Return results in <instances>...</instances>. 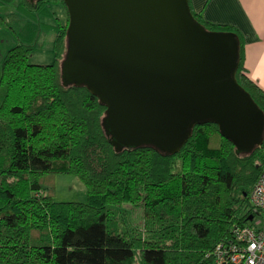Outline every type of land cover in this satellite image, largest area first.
I'll return each mask as SVG.
<instances>
[{
    "label": "trees",
    "instance_id": "1",
    "mask_svg": "<svg viewBox=\"0 0 264 264\" xmlns=\"http://www.w3.org/2000/svg\"><path fill=\"white\" fill-rule=\"evenodd\" d=\"M50 0H0V26L17 44L0 71V264H210L218 243L253 215L249 193L264 168V139L237 151L214 122L196 124L174 154L152 146L116 150L106 105L84 85L64 84L69 14ZM196 21L239 40L238 83L264 111V90L247 75L234 26ZM52 19V20H49ZM54 28L51 63L29 61L32 43ZM76 175L84 201L56 199L55 177ZM141 207V222L128 207Z\"/></svg>",
    "mask_w": 264,
    "mask_h": 264
},
{
    "label": "water",
    "instance_id": "2",
    "mask_svg": "<svg viewBox=\"0 0 264 264\" xmlns=\"http://www.w3.org/2000/svg\"><path fill=\"white\" fill-rule=\"evenodd\" d=\"M69 14L64 84L106 105L116 150L174 154L196 124L214 122L237 151L264 139V111L236 80L239 40L196 21L188 0H63Z\"/></svg>",
    "mask_w": 264,
    "mask_h": 264
},
{
    "label": "crops",
    "instance_id": "3",
    "mask_svg": "<svg viewBox=\"0 0 264 264\" xmlns=\"http://www.w3.org/2000/svg\"><path fill=\"white\" fill-rule=\"evenodd\" d=\"M210 22L234 26L244 42L248 77L264 90V0H189Z\"/></svg>",
    "mask_w": 264,
    "mask_h": 264
},
{
    "label": "built area",
    "instance_id": "4",
    "mask_svg": "<svg viewBox=\"0 0 264 264\" xmlns=\"http://www.w3.org/2000/svg\"><path fill=\"white\" fill-rule=\"evenodd\" d=\"M254 213L245 224H235L232 237L214 248L210 264H264V168L249 193Z\"/></svg>",
    "mask_w": 264,
    "mask_h": 264
},
{
    "label": "rangeland",
    "instance_id": "5",
    "mask_svg": "<svg viewBox=\"0 0 264 264\" xmlns=\"http://www.w3.org/2000/svg\"><path fill=\"white\" fill-rule=\"evenodd\" d=\"M50 7L54 13V17L60 18L62 21L66 18V10L60 0H50ZM13 10L12 5L0 6L2 14ZM52 20V19H49ZM36 40L32 43V50L29 55V61L33 63H51L54 58L53 40L55 37L54 28L42 29ZM18 41L9 28L0 26V71L1 64L5 52ZM56 199L59 201H84L87 195L86 186L76 176L70 174H58L55 177ZM132 212L133 220L141 222V207H128Z\"/></svg>",
    "mask_w": 264,
    "mask_h": 264
}]
</instances>
